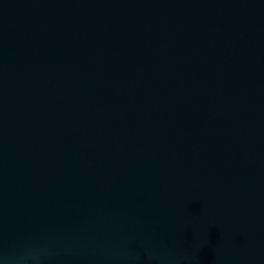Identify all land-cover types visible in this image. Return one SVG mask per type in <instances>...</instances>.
I'll return each instance as SVG.
<instances>
[{"label": "water", "instance_id": "95a60500", "mask_svg": "<svg viewBox=\"0 0 264 264\" xmlns=\"http://www.w3.org/2000/svg\"><path fill=\"white\" fill-rule=\"evenodd\" d=\"M0 264H264V0H0Z\"/></svg>", "mask_w": 264, "mask_h": 264}]
</instances>
